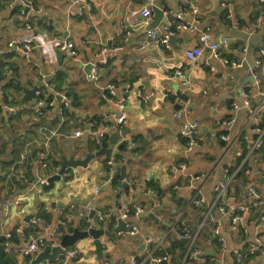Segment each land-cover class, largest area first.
<instances>
[{
	"label": "crops",
	"instance_id": "obj_1",
	"mask_svg": "<svg viewBox=\"0 0 264 264\" xmlns=\"http://www.w3.org/2000/svg\"><path fill=\"white\" fill-rule=\"evenodd\" d=\"M30 1L39 10L31 16L33 31L45 33L48 37L67 38L74 44L77 58L64 54L60 63H52L38 49H33L25 57L9 48L8 43L25 37L28 32L20 24L15 11L0 8V90L7 94L12 106L21 108L19 115L14 117L0 111V244L2 236L10 233L11 240L21 247L28 237L23 229L25 219L40 215L42 206L48 208V218L39 221L37 233L51 231L61 219L66 220L67 229L64 230L72 233L77 219L73 216L75 208H71L69 199L82 203L84 222L87 220L89 210L86 205L89 203L94 205L95 211L116 210L124 201L141 207L143 216L129 220L140 230V234L129 236L121 233L117 241L101 237L102 259L97 257L93 240L88 238L71 247L79 250V258L65 261V257L59 256L54 262L44 261L42 264H63V261L65 264H128L131 256L143 250L144 236L163 239L162 249L171 254L172 260L176 258L177 263L181 264L187 242L179 236L180 223L190 230L201 227L202 237L218 228L228 251L243 249L252 243L255 235L264 231V222L259 221L264 208L249 211L245 223L247 235H244L227 215L219 211L215 203V189L225 180L224 170L234 171L239 165L238 152L243 147L244 136L249 139L254 137L252 123L246 119L243 111L232 113L231 103L237 99L245 84L253 82L251 72L257 70L255 62L259 59L258 51L264 42V23L258 31L252 29V24L255 17L264 12V4L259 0H227L232 4L238 21V26H234L225 21L220 0H162V5L173 11L187 9L189 5L198 11V31L180 32L173 41H169V47L164 48L149 41L146 27L152 25L153 17L147 26L131 28L133 20L130 10L142 6L145 0H110L103 11L112 18L104 19L95 9L94 21L77 18L66 21L64 13L68 9L75 12L77 9V6L70 8L68 0ZM192 18V14H186L187 20ZM121 25L131 30L127 40L119 32ZM206 30L211 41H228V46H221L220 51L227 59L242 60L240 68L224 66L221 61L209 58L207 51H204L198 63H185V51L197 45L202 32ZM98 40L105 42L108 48L119 47L120 50L109 52L107 64L97 66V76L91 81L83 67L88 63L98 64L100 47L95 43ZM243 49H246L245 53ZM179 63L185 66L184 74L188 80L186 93L191 100L183 118L173 116L175 106L168 98L141 103L134 98L124 97L126 85L142 87L143 93H154L156 97L170 91L184 90L173 70L166 67ZM5 66L11 69L10 75H4ZM48 82H53L59 91L73 99L70 108L63 114L61 125L62 112L57 100L51 102L42 118L35 116L34 96L22 102L25 91L34 87L41 89ZM108 84L116 86L114 99L107 97L105 88ZM263 93L264 78H259L249 90L252 105L258 106L262 102L264 107ZM122 120L131 129L126 135L138 139L125 162L115 157L113 165L107 170L105 162L113 154L99 156L92 159L89 170L83 167L68 169L64 176L67 188L56 181L49 193L42 189H31V183L40 173L36 166H27L21 157L28 159L45 150L51 157L84 159L99 150L112 148L110 139L106 148L96 145L93 127L103 122L114 125ZM188 120L200 123L198 136L201 145L185 156L179 129ZM223 120H232L228 134L234 142L229 150L224 149V144L219 140L210 142V136L222 133L220 123ZM76 131L81 134L73 137ZM52 133L54 136H51ZM114 152L116 149L111 153ZM258 158V163L249 161L247 164L246 168L252 174L246 175V168L243 169L244 183L236 176L231 180L225 194L228 206L247 201L246 187L250 183L255 185L264 199V177L256 175V171L264 170V155L259 154ZM181 162L186 165L185 175L171 171ZM54 170L51 166L50 172ZM122 170L124 178L118 186L114 185V174ZM189 175L198 179L192 180ZM190 185L199 189L207 203L205 206L189 207V200L193 196ZM96 190L99 191L97 195L94 193ZM59 192L65 193L66 197L62 199ZM18 199H22L21 207L10 206L6 213L3 211L4 201L13 203ZM60 204L68 206L59 209ZM149 213H153L159 222L146 216ZM107 226L96 222L97 229ZM116 227V222L109 225L110 230ZM179 242L186 247L179 248ZM197 247L202 253L220 261L214 264H234L230 254L220 252L216 243L208 245L200 238ZM5 255L14 258L17 264H31L33 260H26L14 253ZM246 264H264V254Z\"/></svg>",
	"mask_w": 264,
	"mask_h": 264
},
{
	"label": "built area",
	"instance_id": "obj_2",
	"mask_svg": "<svg viewBox=\"0 0 264 264\" xmlns=\"http://www.w3.org/2000/svg\"><path fill=\"white\" fill-rule=\"evenodd\" d=\"M140 2L141 0H136ZM221 7L224 11V19L227 23L238 26L237 18L234 14L232 4L227 0H220ZM260 3L264 4V0H259ZM70 3V8L77 6L76 12L68 9L63 15V18L68 21L70 18L77 19H87L94 21L93 15L94 10L98 9L99 13L104 17V19H110L112 16L106 15L104 13V8L107 7L110 0H68ZM155 4V0H145V3L139 7H133L130 10V17L133 20L131 28L134 27H145L150 19L153 17L152 7ZM6 7L10 10L16 12L17 17L19 18L20 24L28 32V34L21 38L8 43V47L14 49L16 52L21 53L25 57L33 50L38 49L42 56L46 58L49 62H56V51H60L63 55L69 54L70 57L77 58V51L74 44L71 41H68L67 38L60 37H48L45 33H38L33 31L31 25V16L35 12H39L36 9L30 0H0V8ZM162 25L156 29L149 30L148 37L149 41L159 45L164 48L169 47V41L171 37H174L180 32L185 33H195L198 31V21L196 15L198 14L197 9L193 5H189L187 9H179L178 11H173L172 9L164 8L162 9ZM190 13L194 16L191 20L186 19V14ZM264 23V12L257 15L253 21L252 29L258 31L262 28ZM129 27L126 25H121L119 32L122 34L123 38H127L131 35V30H127ZM99 45L100 49L98 55L100 60L97 65L92 63L90 70L89 79L95 80L97 76V66L106 65L109 57V52L119 51V47L108 48L105 42L95 41ZM227 47L228 41L223 40L222 42H213L210 39V34L208 30L202 32L198 44L187 49L183 55V59L186 64H195L199 62V59L202 57L204 51L208 52L209 58H213L221 61L224 66H228L231 69H238L242 66V60L238 58H225L221 51L220 47ZM242 52V51H241ZM240 52V53H241ZM243 52H246V49H243ZM259 59L255 62V68L251 72L252 83L245 84L237 95V99L231 103V112L237 113L238 111H243L246 119L252 123L254 137L249 139L248 136L243 138V147L238 152L239 165L235 168L234 171L229 169L224 170L225 180L223 183L219 184L215 189V203L219 206V211L223 215H227L233 225L239 227L240 231L247 235V229L245 227L246 216L252 209L262 207L264 208V199L257 191L254 184H249L246 187V192L248 195L247 201L240 205L228 206L226 191L232 179L236 174L241 170L247 167L249 161H252L254 164L258 163L259 154L264 155V107L261 102L260 105L254 106L250 101L249 90L258 82L259 78H264V42L261 43L258 51ZM169 69L173 70V74L176 79L179 80L180 85L184 90L170 91L169 93L161 94V97H156L154 93L145 94L143 93L142 87H133L132 85H126L124 87V97L127 99L134 98L141 103H148L150 100L158 101L168 98L169 101L175 106L173 116L177 119H181L185 116L188 111L189 106L191 105V100L187 95L188 91V80L185 77L184 71L185 66L181 63L179 64H169L166 65ZM213 70L212 68H210ZM4 75H10L12 73L11 69L7 66L3 69ZM107 97L114 99L116 97V86L115 84H108L105 88ZM35 97L34 102V113L38 118L45 116L46 109L51 102L56 100V97H59L60 101V110L62 115H60V125L63 123L64 118L63 114L67 111L73 99L68 94L59 91L53 82H48L43 85V88H39L33 95ZM51 97V100H47L48 97ZM264 96V93H263ZM264 100V99H263ZM114 102H118L113 100ZM0 109L6 111L7 115L14 117L19 115L21 108L12 106L9 102L7 94L0 90ZM232 125V120H223L220 123L222 128V133L218 136H210V142H215L219 140L224 144V149L229 150L231 143L234 142L228 131ZM94 128V136L96 145L99 147L105 141L110 139L111 134L118 131H123L126 127L125 120H122L114 125L107 124L106 122L101 123L98 127ZM200 129V123L196 120H188L183 122L179 129V138L182 141L184 148V155L192 152L194 149L198 148L201 145V139L198 136ZM80 132L76 131L73 134V137L80 136ZM54 136V133L51 134ZM137 137H129L128 135L121 136L117 139L116 144L112 147L116 149V152L111 153L113 156L106 160V166L111 167L114 163L115 157L119 156L120 161L125 162V159H128L130 153L133 152L137 145ZM124 146L123 150L119 149V146ZM21 160H24L27 166H36L40 175L37 179L31 183V189H42L48 185V179L55 175L59 169L60 158L51 157L48 153L43 150L32 157H21ZM57 164L54 172H50V167ZM88 168L90 167V162L87 164ZM86 169V168H85ZM173 173H180L185 175L186 165L184 162H181L171 168ZM245 174H252V171L247 169ZM257 176L264 177V170L256 171ZM65 176V174H64ZM66 177V176H65ZM188 177H191L190 175ZM192 180H197L198 177H191ZM190 188L193 190V196L189 200V207L199 208L205 206L207 203L203 196L200 194L199 189L190 185ZM98 190L94 193L97 195ZM22 199H18L13 203L4 201L2 204V209L6 213L10 206H15L16 208L21 207ZM71 208L73 206L71 205ZM84 211V210H83ZM48 208L42 206L40 209V214H48ZM144 210L141 207H137L134 204L129 202H122L118 209L116 210H107V211H95L94 220L99 224L113 225L118 219L126 222L124 226L125 234L129 236H137L140 234V230L130 224V218L142 216ZM84 212L81 214L83 218ZM139 216V217H140ZM43 219L38 216L31 217L29 221L24 223L23 229L28 230L30 234L24 241L21 247H18L12 240L11 234L6 233L2 236L3 243L1 246L4 248L6 253H14L15 255L22 257L24 259H34L46 246L47 242H50L52 246H57L60 241V237L63 233L66 220L61 219L56 222L54 228L51 231H48L44 234L36 232V226L39 221ZM260 222H264V211L263 215L259 218ZM117 226V224H116ZM121 234V233H120ZM179 236L181 239L187 240V250L181 260V264H214L220 262L214 259L211 256H208L202 253L198 247L197 243L200 238L206 242V244L211 245L216 243L218 245L219 251L224 253L227 252L230 254L234 264H246L251 259L257 258L264 254V231L259 232L255 235L254 241L250 243L247 247L243 249H232L228 251L224 240L220 236L218 228H214L210 233L202 237L201 227L197 230H190L187 225L180 223L179 225ZM143 250L137 255L131 256L128 264H171L172 256L168 252L164 251L163 248V239L155 240L151 236H144L143 239ZM80 257L79 250L75 248H67L65 261L68 259H76ZM65 261H63L65 264Z\"/></svg>",
	"mask_w": 264,
	"mask_h": 264
},
{
	"label": "water",
	"instance_id": "obj_3",
	"mask_svg": "<svg viewBox=\"0 0 264 264\" xmlns=\"http://www.w3.org/2000/svg\"><path fill=\"white\" fill-rule=\"evenodd\" d=\"M162 0H158L155 2L154 6L152 7L153 10V23L152 25L146 27V31H149L151 29H154L158 26L160 21H162V9L165 7L162 5ZM175 38L171 37L170 41H173ZM69 55V54H68ZM70 56V55H69ZM63 58V54L60 51H56V61L57 63H60ZM92 67V63H88L84 65L83 71L85 75L89 78L90 76V70ZM91 80V79H90ZM92 81V80H91ZM38 87H34L31 90L25 91V95L22 99V102L25 99H30L33 97L34 93L38 91ZM56 100L59 102V97H56ZM21 102V103H22ZM4 114L7 112L4 110ZM131 129L125 128L121 132H114L110 136V145L113 147L116 144V141L119 137L125 136L126 134L130 133ZM112 148H109L107 150H99L94 154L87 155L84 159H74L73 157L65 158L62 157L59 163V169L57 173L53 176H51L48 179V185L45 187H42V190L44 192L49 193L51 189L54 187V183L56 181H59L61 183V186L63 188H67L66 184V178L64 177L65 172L68 169H75L77 167H83L89 170L87 164L92 161V159H96L99 156H103L106 154H111ZM91 171V170H90ZM63 176V177H62ZM59 196L64 199L66 197L65 193L59 192ZM69 198V197H68ZM73 207L75 208L73 216L77 219L76 224H74L72 233H69V230H64L61 237L59 244L57 246H52L50 242H47L45 248L32 260L31 264H42L44 261H51L54 262L58 259L59 256L65 257L67 248H71L75 246L78 242L86 240L88 238H91L93 240V245L95 247V253L99 259H102V243L100 241L101 237H104L110 241H117V236L120 233L124 232V226L126 222L117 220L116 224L117 227L113 230L109 229V226L107 228L103 227L100 229L96 228V222L94 220V214H95V207L93 204H87L86 208L89 210L88 215L86 216V222H84L82 219L81 214L84 212L81 208L82 203L76 201V200H70L68 201ZM68 205H59V209H65ZM143 216V215H142ZM140 216V217H142ZM146 216L151 217L155 222H159V220L154 216L153 213H149ZM31 217H27L25 219V222L29 221ZM88 225V227H86ZM184 242H187V240H184ZM5 250L0 244V264H17L15 259L9 256L5 255Z\"/></svg>",
	"mask_w": 264,
	"mask_h": 264
},
{
	"label": "trees",
	"instance_id": "obj_4",
	"mask_svg": "<svg viewBox=\"0 0 264 264\" xmlns=\"http://www.w3.org/2000/svg\"><path fill=\"white\" fill-rule=\"evenodd\" d=\"M51 99V97L49 96L48 98H47V100H50ZM0 111H1V109H0ZM108 145V140L107 141H105L101 146H99L100 148H106V146ZM119 149L120 150H123L124 149V146H122V145H120L119 146ZM117 159H119V156H117L116 157V160ZM55 167H57V164H55V165H52V169L54 170V168ZM107 168V170H109L110 169V167H106ZM243 169H241L237 174H236V178L237 179H243ZM124 171L122 170V172H116L115 174H114V177H113V180H112V183L114 184V185H119V183H120V181L124 178ZM245 182V180L243 179V183ZM147 185H149V186H152L150 183H148ZM41 209V208H40ZM40 217H42L43 219H46L47 220V218H48V214H44V213H42V214H40ZM30 234V232L28 231V230H26V235L28 236ZM1 243H3V240L1 241ZM178 246H179V248H184V247H186V245L184 244V243H182V242H179L178 243ZM186 249V248H185ZM26 260H29V258H26ZM171 264H178L177 263V260H176V258L175 259H173L172 261H171Z\"/></svg>",
	"mask_w": 264,
	"mask_h": 264
}]
</instances>
